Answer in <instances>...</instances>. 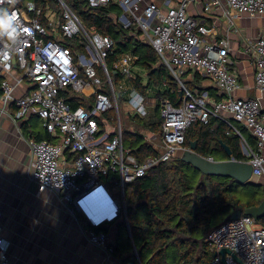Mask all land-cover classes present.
I'll use <instances>...</instances> for the list:
<instances>
[{"label":"built area","instance_id":"1","mask_svg":"<svg viewBox=\"0 0 264 264\" xmlns=\"http://www.w3.org/2000/svg\"><path fill=\"white\" fill-rule=\"evenodd\" d=\"M88 1L94 7L112 2L119 5L121 13L115 15L116 21L124 28L140 31L142 38L155 49L161 63L179 81L182 103L175 105L166 97L152 98L133 86L132 66L137 55L132 51L120 54L110 71L106 60L116 47L115 41L88 31L63 0H59L63 19L56 22L57 12L49 8L44 11L36 0H23L22 5L18 0L11 3L4 0L0 4V9L12 15L13 20L16 18L17 28L14 38L0 34V73L9 75L15 69L19 71L14 81L2 80L0 101L5 106L15 103L17 118L33 112L43 119L54 140H31L34 156L31 178L39 192L49 190L61 195L89 241L104 250L112 264L117 246L112 226L125 222L133 241L127 214V189L156 165L186 150L185 132L194 121L207 124L214 115L232 125L237 134L241 132L230 118L245 125L257 139L256 149L246 145L248 161L257 179L264 175L262 96L234 94L239 88V78L231 67L228 33L218 37L213 26L188 12L191 4L202 1L204 12L222 9L231 25L243 14L263 15L264 0ZM43 15L46 22L41 19ZM6 25L11 34L13 26L7 19L0 23V29ZM59 31L62 38L83 41L85 51L64 44L56 37ZM244 46L253 60L256 87L262 94L264 34L245 41ZM99 69L106 74V79L99 75ZM187 71L211 78L226 97L217 99L207 90L201 94L191 91L181 80ZM112 72H120L122 80H128L130 86L123 88L122 80L116 84ZM23 81L29 84V89L24 95L16 96L14 90ZM117 87L121 94L125 92L131 113L145 116L153 102L160 104L163 122L159 154L140 159L125 145ZM72 90L92 97L89 106L73 107L64 93ZM111 110L114 112L109 118L107 114ZM141 134L146 141L156 144L155 133ZM93 194L100 206L92 202ZM207 242L214 251L209 264H264V226L250 215L242 214L215 227L208 234ZM10 248L11 240L5 235L0 219V264H15ZM223 248L230 249L237 258L232 253L223 257L220 253Z\"/></svg>","mask_w":264,"mask_h":264},{"label":"trees","instance_id":"2","mask_svg":"<svg viewBox=\"0 0 264 264\" xmlns=\"http://www.w3.org/2000/svg\"><path fill=\"white\" fill-rule=\"evenodd\" d=\"M63 1L88 31L109 36L115 41L116 47L106 60L110 71L120 54L132 51L138 55L136 63L140 68L131 76L133 86L146 93L151 85L160 86L165 83L166 87L159 89L157 96L169 98L175 105L182 103L183 90L180 83L161 63L155 49L142 38L140 31H135L133 27L124 28L116 21L115 15L121 13L118 4L112 2L94 7L88 0ZM36 2L44 11L47 5L54 6L63 18L59 0ZM18 4L22 5L23 0H18ZM41 19L46 22L44 15ZM60 34L56 37L61 38L64 44L85 51V43L79 38H62ZM54 36L51 35L56 38ZM191 73L187 71L181 77L188 89L200 94L207 90L215 98H223L213 87L202 84L205 79L203 74ZM112 76L116 84L123 79L120 72H112ZM1 81L2 75L0 85ZM64 93L73 107L81 104L89 106L93 99L91 97L87 101L78 91ZM119 98L126 103L125 95L119 94ZM108 115L112 117L113 113L109 112ZM129 118L135 121V126L155 133L158 136L156 143L159 142L163 122L159 103L150 105L145 116L129 111ZM232 124L250 145L255 144V137L244 125L237 121H232ZM44 139L52 140V137L41 136L34 140ZM124 141L140 159L160 153L159 147L146 141L140 131H124ZM194 141L195 151L204 157L248 160L242 150L241 136L234 132L232 126L214 115L207 124L197 120L187 128L183 147L189 149ZM225 146L231 150L230 155ZM236 182V179L230 177L203 174L183 161L181 155L156 165L144 176L137 178L127 192V214L136 253L129 237V255L123 259V264H209L214 255L207 242L211 230L228 221L237 209L259 205L264 199V189L260 184H244L249 188V193L243 198L240 191L244 189L235 185ZM258 223L264 226V217ZM123 252L121 243H118L115 255L121 256Z\"/></svg>","mask_w":264,"mask_h":264},{"label":"crops","instance_id":"3","mask_svg":"<svg viewBox=\"0 0 264 264\" xmlns=\"http://www.w3.org/2000/svg\"><path fill=\"white\" fill-rule=\"evenodd\" d=\"M203 5L202 1L191 4L188 12L205 21L208 26H213L218 32V37L228 33L231 40V67L239 78V88L234 94L238 97L262 96L264 105V93H260L255 83L253 60L245 52L244 46L245 41L264 34V14L258 16L243 14L230 25L227 17L223 16L222 9L207 13L204 12ZM137 59L132 66L133 75L136 67L140 70L136 63ZM17 73L19 71L15 69L9 75L1 73L0 75L2 80L8 78L14 81ZM204 77L203 85L213 87L217 94L226 97L211 78ZM165 87V83L160 86L153 84L146 94L155 99L159 98L157 96L159 89ZM28 89L29 84L23 81L16 86L14 94L22 96ZM84 96L87 101L91 98ZM16 110L15 103L5 106L0 101V219L4 225L5 235L11 240L12 260L15 264H109L110 260L104 250L89 241L83 227L70 214L69 207L61 195L49 190L38 191L37 184L31 178L34 163L31 140L50 134L43 119L36 113L17 118ZM230 120L231 123L237 121L231 118ZM238 135L241 136L243 153L247 156V148L244 151L243 145L256 149L257 139L253 135L256 142L250 145L242 133ZM158 144L159 142L156 143L157 146ZM258 179L257 181L255 177L264 189V175ZM123 227L124 232L121 231ZM111 233L115 234L117 244L121 243L124 251L121 256L114 253L112 264H123V259L129 255L127 244L130 237L125 222L113 225ZM131 242L136 253L134 243Z\"/></svg>","mask_w":264,"mask_h":264},{"label":"water","instance_id":"4","mask_svg":"<svg viewBox=\"0 0 264 264\" xmlns=\"http://www.w3.org/2000/svg\"><path fill=\"white\" fill-rule=\"evenodd\" d=\"M14 66L16 67V63H14ZM182 95L183 91H181V99ZM195 149L196 142L194 141L189 149H186L181 153V158L183 161L200 170L203 174L234 178L241 184L258 183L253 174V166L249 161L237 160L233 157L227 160H214L212 157H204L198 154ZM225 149L230 155L231 150L226 146ZM243 149L246 151L244 145ZM242 214L250 215L257 221L264 217V199L259 205L247 207L244 210L237 209L229 216V220L238 219ZM220 253L223 257L228 253H232V255L237 258L228 248L221 249Z\"/></svg>","mask_w":264,"mask_h":264},{"label":"rangeland","instance_id":"5","mask_svg":"<svg viewBox=\"0 0 264 264\" xmlns=\"http://www.w3.org/2000/svg\"><path fill=\"white\" fill-rule=\"evenodd\" d=\"M48 8L49 9H52V10H55L56 12H57V16H55L54 17V21L56 22L57 20H59V19H63V18H61V15H60V13L56 10L57 8H55L54 6H50V5H47L46 6V10H48ZM60 32V31H59ZM60 34V33H59ZM61 35V34H60ZM139 67V66H138ZM136 69V71L138 70L137 69V67L135 68ZM138 71H140V70H138ZM99 75H101L104 79H106V74L102 71V70H100L99 71ZM122 85H123V88H125V87H129L130 86V84H129V82H128V80H122L121 82H120ZM122 88V91L124 92L125 91V89H123ZM117 92H118V95L119 94H121L119 91H118V87H117ZM123 94H125V92L123 93ZM119 106H120V112H121V121H122V126H123V130L124 131H127V130H130V131H140V133L142 132H145V131H148V130H146L145 128H141V127H139V126H135L136 125V123H135V121L134 120H132V119H130L129 118V109H130V106L128 105V103L126 102L125 103V101H123L121 98H119ZM153 101V100H152ZM151 101V102H152ZM158 103L156 102V103H152V105H157ZM161 108V107H160ZM112 111V113L114 112L113 110H111ZM115 113H116V111H115ZM108 117L109 118H111L109 115H108ZM131 120V121H130ZM126 142V141H125ZM181 155V154H180ZM192 167L195 169V170H198L197 168H195L193 165H192ZM199 172H201L200 170H198ZM202 173V172H201ZM259 179H257V181H258ZM235 185H239L240 186V188H241V190L242 189H244V191H240V195L243 197V198H246L247 197V195H248V193H249V188H246L245 186H244V184H241L240 182H236V184ZM238 186V187H239ZM245 187V188H244ZM127 192H129V189H127ZM121 231H125V228L123 227V229L121 230Z\"/></svg>","mask_w":264,"mask_h":264},{"label":"clouds","instance_id":"6","mask_svg":"<svg viewBox=\"0 0 264 264\" xmlns=\"http://www.w3.org/2000/svg\"><path fill=\"white\" fill-rule=\"evenodd\" d=\"M9 2L11 3V2H13V0H9ZM2 3H4V0H0V4H2ZM5 19H7V21L10 24H12L13 31L10 34L8 32V28H7V25H6L3 29H0V34H7L10 37L14 38V35H15L16 31H17V28L15 27L16 18H15V20H13L12 15H10L6 10L0 9V23H3Z\"/></svg>","mask_w":264,"mask_h":264},{"label":"bare ground","instance_id":"7","mask_svg":"<svg viewBox=\"0 0 264 264\" xmlns=\"http://www.w3.org/2000/svg\"><path fill=\"white\" fill-rule=\"evenodd\" d=\"M95 194H93V197H92V202L95 204V205H98L100 206V201L97 199V197L94 196Z\"/></svg>","mask_w":264,"mask_h":264}]
</instances>
